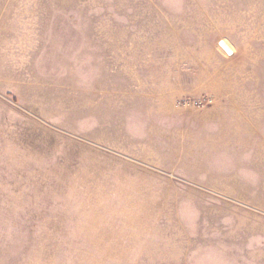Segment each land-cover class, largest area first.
<instances>
[{
	"label": "rangeland",
	"instance_id": "374dc122",
	"mask_svg": "<svg viewBox=\"0 0 264 264\" xmlns=\"http://www.w3.org/2000/svg\"><path fill=\"white\" fill-rule=\"evenodd\" d=\"M0 264H264V0H0Z\"/></svg>",
	"mask_w": 264,
	"mask_h": 264
},
{
	"label": "water",
	"instance_id": "95a60500",
	"mask_svg": "<svg viewBox=\"0 0 264 264\" xmlns=\"http://www.w3.org/2000/svg\"><path fill=\"white\" fill-rule=\"evenodd\" d=\"M224 47L227 49V51H228L229 53H231V49H230L227 45L224 44Z\"/></svg>",
	"mask_w": 264,
	"mask_h": 264
}]
</instances>
